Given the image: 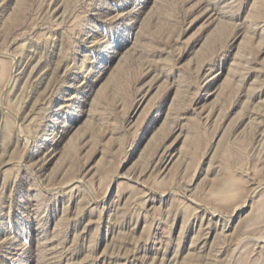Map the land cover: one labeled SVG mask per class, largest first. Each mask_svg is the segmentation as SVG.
<instances>
[{"label": "rangeland", "instance_id": "rangeland-1", "mask_svg": "<svg viewBox=\"0 0 264 264\" xmlns=\"http://www.w3.org/2000/svg\"><path fill=\"white\" fill-rule=\"evenodd\" d=\"M0 264H264V0H0Z\"/></svg>", "mask_w": 264, "mask_h": 264}]
</instances>
